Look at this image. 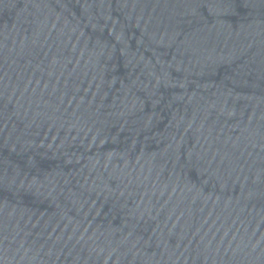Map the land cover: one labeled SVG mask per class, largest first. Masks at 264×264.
<instances>
[{
	"label": "water",
	"instance_id": "95a60500",
	"mask_svg": "<svg viewBox=\"0 0 264 264\" xmlns=\"http://www.w3.org/2000/svg\"><path fill=\"white\" fill-rule=\"evenodd\" d=\"M0 264H264V0H0Z\"/></svg>",
	"mask_w": 264,
	"mask_h": 264
}]
</instances>
